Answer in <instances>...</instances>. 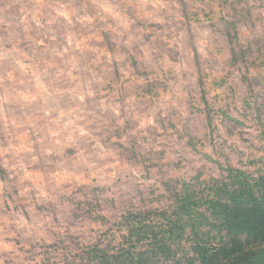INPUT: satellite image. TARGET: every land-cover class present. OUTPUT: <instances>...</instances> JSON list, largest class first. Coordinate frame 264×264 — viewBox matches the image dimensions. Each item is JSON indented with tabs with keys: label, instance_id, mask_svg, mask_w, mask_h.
Returning <instances> with one entry per match:
<instances>
[{
	"label": "rangeland",
	"instance_id": "1",
	"mask_svg": "<svg viewBox=\"0 0 264 264\" xmlns=\"http://www.w3.org/2000/svg\"><path fill=\"white\" fill-rule=\"evenodd\" d=\"M160 2L167 8L158 9L152 21L130 9L126 15L132 23L117 36L112 20L78 23L71 15L67 7H75L78 17L95 16V8L84 7L89 0H0V227L5 217L43 225L40 236L15 223L7 233L0 231V264H113L115 257L125 261L131 244L122 236L135 216L169 214L184 193L199 198L217 182L227 181L229 169L251 179L264 176V0ZM48 5L66 6L55 23L50 22ZM69 35L72 48L78 49L65 59H78L85 69L82 75L97 81L92 85L96 95L82 106L86 112L103 116L101 101L125 106L134 96H153L132 104L135 111L130 109L125 127L136 126L137 114L151 115L154 126L145 127L147 135L139 142L133 138L127 148L115 146L120 159L142 165L141 171L93 178L74 167L76 148H66L61 155L42 151L36 143L47 123L39 117L46 111L54 117L72 107L67 93L52 98L44 93L47 87H67L63 78L55 79L56 69L45 73L44 68L54 52L69 47ZM145 48L147 57L141 51ZM187 69L194 70L195 80ZM126 72L155 79L144 85L130 79L121 83ZM177 85L185 93L180 102L184 112L156 110L154 91L168 92ZM10 145L24 151L13 159V153H4ZM168 155L174 159L167 160ZM18 161L23 171L13 169ZM62 161H67L63 167ZM58 171H84V176L54 179ZM191 234L185 229L179 242L183 252H188ZM6 245L13 250L6 251ZM147 245L145 240L140 244L143 249Z\"/></svg>",
	"mask_w": 264,
	"mask_h": 264
},
{
	"label": "clouds",
	"instance_id": "2",
	"mask_svg": "<svg viewBox=\"0 0 264 264\" xmlns=\"http://www.w3.org/2000/svg\"><path fill=\"white\" fill-rule=\"evenodd\" d=\"M42 7L44 5H41ZM91 6L96 9L95 16H77V9L75 7L69 8L71 15L77 17L78 23H84L87 21L88 24L94 23L97 19L100 21L112 20L115 22L114 26H110L111 30L117 34V36H123L127 31L128 27L132 23L129 20L126 13L130 9H134V14L138 17H143L152 21L155 13L158 9L167 8V5L161 3L160 0H142L139 3H133L132 0H119L117 4H105L100 2V0H89L88 4L84 7ZM51 8V21L55 23L60 16L64 15L65 5H48ZM54 14V15H53ZM155 22L159 23V20ZM72 22L69 21V24ZM69 47L63 52H54V59L44 68V72L47 73L49 69H56L55 79L61 80L63 78L64 83L67 87L63 90L59 88L47 87L44 89V93L49 97H63L67 93L71 99L72 107L69 111H60L54 117L51 112H44L41 120H46L47 123L44 125L42 131L45 135L40 137L36 143L41 145L42 151H56L58 154H63L66 148H76L77 154L74 158V167L80 168L82 170H87L91 177L104 179L105 177H115L117 173L124 170H131L133 173H137L142 170V165H131L128 162L120 159L118 152L119 149L116 145H122L127 148L133 138H136L139 142V137L141 135H147L144 132L146 126L153 125L154 120L151 115H140L135 116L136 126L126 129L125 122L129 119V111H135L132 108L133 103H144L151 101L153 96L141 94L139 98L132 97L130 100L125 102V106L120 104H109L101 101L102 112L105 114L103 116H96L94 112H86L84 107L86 99L93 98L96 93L93 91V83L97 81H90L87 77L82 75L85 69L79 67V60L75 57H70L65 59V56L70 51H75L78 49L72 48L73 36H68ZM131 39L126 40L125 44H130ZM144 56L149 55L148 50L141 49ZM55 57H58L60 63H56ZM175 67V66H174ZM192 73L191 79L195 80L196 74L193 69H187ZM110 71V69H109ZM95 76V73H92ZM124 79H130L136 84L144 85L147 81L155 79L154 76L148 75L147 81L143 75L137 76L135 73L126 72L124 73L121 83ZM188 81H182V83H187ZM119 85L113 84L116 88ZM101 95H108L107 92H101ZM112 95H115L113 92ZM157 98L155 99V105L158 106L156 110L159 109H177L181 113L184 112L181 106V101L185 97V93L181 91L180 86L177 85L172 90L165 92L162 89H156L153 93ZM166 114V113H165ZM91 117V119H90ZM14 126L19 127L15 121L11 122ZM50 125V126H49ZM95 125V128H93ZM116 129L120 130L119 136H117ZM151 143V140H149ZM147 148L148 145H144ZM24 151L23 148H13L10 145L7 149H4V153H13V159L19 156L20 152ZM31 152V148L28 149ZM166 159H174L171 155H168ZM35 162V158L33 161ZM67 163V161L61 162V167ZM163 163V161H162ZM13 169L19 168L21 171L24 169L22 162H16L12 165ZM53 178L63 176L66 180H78L84 176V171H81L79 175H76L75 171L72 173H66L58 171L52 174ZM83 182V181H82ZM43 195V194H42ZM46 196V195H45ZM17 224L18 228H26L29 232L36 231L38 236L43 235V232L39 231L43 228L42 224L34 223L33 225L27 224L20 217L19 220H9L7 217L3 219V226L0 227V231L7 233V229L10 224ZM6 251H11L12 246L6 245Z\"/></svg>",
	"mask_w": 264,
	"mask_h": 264
},
{
	"label": "trees",
	"instance_id": "3",
	"mask_svg": "<svg viewBox=\"0 0 264 264\" xmlns=\"http://www.w3.org/2000/svg\"><path fill=\"white\" fill-rule=\"evenodd\" d=\"M225 180L199 198L184 193L169 214L135 216L122 236L131 244L125 261L115 257L113 264H264V176L229 169ZM187 228L192 239L183 252L179 242Z\"/></svg>",
	"mask_w": 264,
	"mask_h": 264
}]
</instances>
